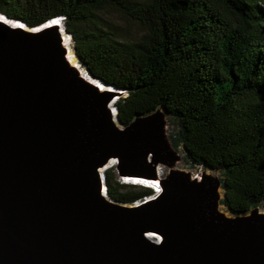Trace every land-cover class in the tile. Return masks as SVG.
<instances>
[{
	"label": "water",
	"instance_id": "1",
	"mask_svg": "<svg viewBox=\"0 0 264 264\" xmlns=\"http://www.w3.org/2000/svg\"><path fill=\"white\" fill-rule=\"evenodd\" d=\"M0 16L11 21L0 20V264H264V209L227 215L220 181L161 178L146 160L164 157L161 107L124 125L123 89L89 73L74 46L104 89L67 67L60 16ZM110 157L119 176L158 175L155 194L112 198Z\"/></svg>",
	"mask_w": 264,
	"mask_h": 264
},
{
	"label": "trees",
	"instance_id": "2",
	"mask_svg": "<svg viewBox=\"0 0 264 264\" xmlns=\"http://www.w3.org/2000/svg\"><path fill=\"white\" fill-rule=\"evenodd\" d=\"M0 13L63 18L89 73L123 89L124 125L161 107L185 158L220 171L228 211L264 203V0H0ZM105 179L120 202L154 193L111 167Z\"/></svg>",
	"mask_w": 264,
	"mask_h": 264
},
{
	"label": "rangeland",
	"instance_id": "3",
	"mask_svg": "<svg viewBox=\"0 0 264 264\" xmlns=\"http://www.w3.org/2000/svg\"><path fill=\"white\" fill-rule=\"evenodd\" d=\"M115 19V18H114ZM61 22L63 23V18H61ZM60 23L61 30H66L65 26ZM134 28H131L130 31H134ZM136 32V30H135ZM137 33V32H136ZM70 38V37H69ZM70 46L71 49L73 48V41L70 38ZM73 50V49H72ZM159 113V112H158ZM160 114H163V120L164 125L162 126V153L164 155L163 158H158L156 160H160V168H159V175L161 178L167 177L171 172H177L182 175H185L188 177V173H191L192 175H198L200 178V181L203 177H207L208 179L212 181H220V184H218L217 190L223 193L222 189V182H221V175L220 171L214 170L209 167H204L201 165L191 164L186 158H185V150L182 144H179L175 140V133L177 131V125L176 122L168 116L163 110L160 111ZM171 135L174 137L172 138ZM114 168L115 173L117 176L118 171L116 170V167L114 165H108L106 169L108 168ZM194 176V177H195ZM190 181V180H189ZM222 196L218 197L217 200V209L221 212H225L227 215H230V211H228L227 207L222 203ZM259 210L264 209V203L262 205L258 206Z\"/></svg>",
	"mask_w": 264,
	"mask_h": 264
},
{
	"label": "bare ground",
	"instance_id": "4",
	"mask_svg": "<svg viewBox=\"0 0 264 264\" xmlns=\"http://www.w3.org/2000/svg\"><path fill=\"white\" fill-rule=\"evenodd\" d=\"M0 20L3 21L4 23L8 24V25L11 23V21H9L8 19H5L4 17H1V16H0ZM56 24H57V22H56V20H54L52 23H47L46 26L56 28V26H55ZM69 39L70 38L68 36L64 35L63 33H60V40H61V44H62V48H63V52H64V58H65L67 67L72 69L76 73V75L78 77H80L82 80H84L85 82H87V83H89L91 85H97L98 89H104L105 86H103L100 82H96L93 78H91L88 75V73L85 71V69L82 67V65L79 63L77 57L74 55L73 50L71 49V46H70L71 44H70V40ZM146 160L154 166L155 173L158 174L161 161L160 160H156L153 157L151 152H149L147 154ZM115 162H116V158L115 157H110L106 161L105 166H108L111 163H115ZM125 175H128V174H125ZM187 175H188V179L190 181L197 182V184L200 183V178H199L198 175L195 176V175H192L191 173H188ZM123 178L125 180H129V181L147 182V183H149L151 185H156V184H154V182H156L157 184L160 183L158 175H155L154 178H147L145 176H140V175H137V176L128 175V176H123ZM220 193L221 192L219 191L218 192V196L221 195ZM151 235H157L158 236V234L153 233V232L151 233Z\"/></svg>",
	"mask_w": 264,
	"mask_h": 264
},
{
	"label": "clouds",
	"instance_id": "5",
	"mask_svg": "<svg viewBox=\"0 0 264 264\" xmlns=\"http://www.w3.org/2000/svg\"><path fill=\"white\" fill-rule=\"evenodd\" d=\"M119 177V180L121 181V182H125V183H135V184H140V185H143V186H150L152 189H153V191H154V194H155V192H156V188H155V186H159V184H157L156 182H154V184H156V185H151V184H149V183H147V182H142V181H129V180H125L124 178H123V176H118ZM148 197V196H147ZM147 197H144L143 199H146Z\"/></svg>",
	"mask_w": 264,
	"mask_h": 264
}]
</instances>
